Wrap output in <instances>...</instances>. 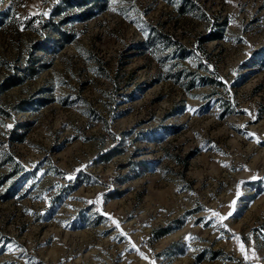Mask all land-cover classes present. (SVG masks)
Here are the masks:
<instances>
[{"label":"rangeland","instance_id":"1","mask_svg":"<svg viewBox=\"0 0 264 264\" xmlns=\"http://www.w3.org/2000/svg\"><path fill=\"white\" fill-rule=\"evenodd\" d=\"M77 2L0 0V264H264V0Z\"/></svg>","mask_w":264,"mask_h":264},{"label":"snow or ice","instance_id":"2","mask_svg":"<svg viewBox=\"0 0 264 264\" xmlns=\"http://www.w3.org/2000/svg\"><path fill=\"white\" fill-rule=\"evenodd\" d=\"M44 15H47V13H44ZM245 111H247V110H245ZM7 127H8V128H11V125H8ZM213 215L218 216L219 214H218V213H213ZM228 215H231V212H229ZM220 219H221V220L227 219V216L220 217ZM113 223H117V222L113 221ZM201 226H203V225H201ZM117 227H119L118 223H117ZM241 251H244L243 246H241ZM245 258H247V257H245Z\"/></svg>","mask_w":264,"mask_h":264},{"label":"trees","instance_id":"3","mask_svg":"<svg viewBox=\"0 0 264 264\" xmlns=\"http://www.w3.org/2000/svg\"><path fill=\"white\" fill-rule=\"evenodd\" d=\"M83 1L85 2V0H78L77 3H82L83 4ZM91 3H93L94 5H102L104 3V0H89Z\"/></svg>","mask_w":264,"mask_h":264}]
</instances>
